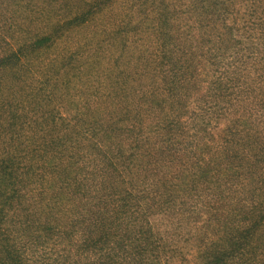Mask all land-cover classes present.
Masks as SVG:
<instances>
[{
    "label": "rangeland",
    "instance_id": "374dc122",
    "mask_svg": "<svg viewBox=\"0 0 264 264\" xmlns=\"http://www.w3.org/2000/svg\"><path fill=\"white\" fill-rule=\"evenodd\" d=\"M235 1L242 26L250 4ZM198 5L0 0V151L35 169L32 228L72 223L47 248L70 235L83 264L92 249L97 264H264V179L246 174L264 175V63L244 46L221 59ZM6 215L28 264L63 262L17 206Z\"/></svg>",
    "mask_w": 264,
    "mask_h": 264
},
{
    "label": "trees",
    "instance_id": "16d2710c",
    "mask_svg": "<svg viewBox=\"0 0 264 264\" xmlns=\"http://www.w3.org/2000/svg\"><path fill=\"white\" fill-rule=\"evenodd\" d=\"M245 1L250 4V12L248 13L249 16L245 14L247 17L246 20L242 19V26L236 24V17L232 20H230L229 18L230 14H234L236 12L235 8L237 5L235 0H199L198 7L202 8L203 11H198H200L201 15L206 19H209V17H211L210 23L214 24L218 29L221 30L219 31L218 36L219 43L227 46V48L225 47L223 48V50L222 46L217 50V53H224L221 59L225 58L226 49L234 50L237 47L244 46L243 50L245 52H248V55L251 54L253 59L255 58L254 61L258 62L259 64H263L264 49L261 47L264 45V0H243V3ZM255 4L260 5L256 6ZM231 6L234 9H231ZM238 13L239 12H237L236 15ZM230 21L231 24L229 25ZM238 22L240 23V19H238ZM244 40L245 43L242 44L241 41ZM256 46H259L260 48ZM202 57L203 55H201V58ZM215 59L218 61L220 60L218 56H216ZM170 66H172L171 63ZM218 91L219 89L217 88V92ZM244 111L245 112L243 117L239 119V122L237 121V123H239V125L241 126H247L246 123H248V119L246 118L248 111ZM15 122L16 120L11 118L10 123L13 125ZM242 131L243 130H236V133H240ZM229 132L231 135H236V133H232V129H229ZM0 138L2 140L4 139L1 136ZM257 144L258 143L256 142V146H259ZM256 146L255 148L257 149V152L260 151L261 149L257 148ZM39 150L40 149L35 148L31 152V155H34L36 157L39 156V154L37 153ZM257 152L253 156L255 160L254 163H252V166H255V164L260 163L261 161L262 166H264V153H260V156ZM16 156L17 155L14 152L10 153V151L7 150L0 151V264H28L26 255L20 252L15 242L13 243V239L11 238V235L9 233L11 232L10 230L15 229V226L17 225V223L15 222L17 216L9 220L11 229L4 227L7 216L6 213L14 209V206H17V210H19L21 213H24V215L26 216L23 227L28 229V231L31 230L32 234L35 233L37 236H39L35 237L34 241L37 244H40V242L43 240V243L40 245L41 251L39 252H51V254L54 255H52L50 259L57 255H60V259L63 260V262L59 263L55 258L54 262H56L57 264H83L82 262H80L79 253L87 250V245L85 243L86 241H82L83 243H79V245L76 247L75 241L71 242V236L66 235L65 237L68 238V243H66L65 245H59L56 248L51 249L47 248L49 246V242L44 244V241L52 237V234L54 233H58L60 234V236H64L63 234L71 232L70 230H66L68 228L67 226L72 224L70 221L68 225L64 227H62L61 225H55V227H53V225L45 223L37 229L32 228V225L35 223H39L40 220L37 219L38 222L36 220L28 221L30 219L28 216H32L33 214H35L33 213L34 205L32 203L21 204V199L23 197H27V193L26 191H24V187L26 186V184L24 183L25 180L27 181L26 178L31 179L34 176L35 169H33L32 171L30 165H21L22 162L29 161L28 156H21L18 163H16ZM16 167L20 169L22 173L17 174L18 170L16 169ZM259 171L260 169L250 168L246 170V174L248 175V178L252 174H259V178H254V180L260 181L261 179H264V175H262L261 178ZM107 236L108 235H104L101 237L103 239ZM91 251L93 253V259L91 261H88L86 264H97L98 261L105 259L106 255H102V251H96L95 249H92ZM57 252L59 253L56 255Z\"/></svg>",
    "mask_w": 264,
    "mask_h": 264
}]
</instances>
